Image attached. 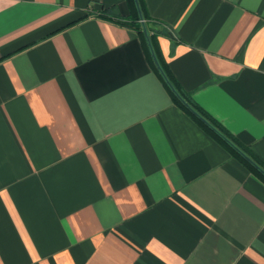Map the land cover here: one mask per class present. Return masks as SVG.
<instances>
[{
    "label": "crops",
    "instance_id": "crops-1",
    "mask_svg": "<svg viewBox=\"0 0 264 264\" xmlns=\"http://www.w3.org/2000/svg\"><path fill=\"white\" fill-rule=\"evenodd\" d=\"M180 86L264 162V0H144ZM127 0H0V264H264V182L173 104Z\"/></svg>",
    "mask_w": 264,
    "mask_h": 264
},
{
    "label": "trees",
    "instance_id": "trees-1",
    "mask_svg": "<svg viewBox=\"0 0 264 264\" xmlns=\"http://www.w3.org/2000/svg\"><path fill=\"white\" fill-rule=\"evenodd\" d=\"M129 6L131 8V16L130 17H120L117 15H113L111 13L110 8H106L100 11H97V17H100L104 20L110 21L115 25L122 26L133 30L139 36L141 43L144 47L147 60L149 65L162 84L163 88L169 95L171 101L175 106L181 109L189 118H191L204 132H206L211 138H213L221 147H223L234 159H236L239 163H241L247 170H249L253 175L259 178L264 182V175L260 173L251 163H249L245 158H243L236 150H234L228 143H226L219 135H217L214 131H212L207 125L201 122L189 109H187L183 103L173 94V92L166 85L162 77L160 76L154 61L151 57L148 44L146 41L145 34L143 32L142 23L140 21L138 12L135 7L134 0H127ZM139 3V7L142 13L143 22L148 31L149 38L155 52V55L164 70L167 78L170 80L175 89L179 92V94L183 97V99L189 103L196 111H198L203 117H205L213 126H215L225 137H227L233 144L239 147L243 152H245L251 159H253L259 166L264 169V162L261 161L249 148L248 145L243 144L236 136H234L229 130H227L220 122H218L215 118H213L210 114H208L201 106H199L192 98L191 94L185 91L180 84L175 79L172 74L168 63L164 59L158 41L157 36L163 33V30L159 29V24L152 20L147 11L144 4V0H137Z\"/></svg>",
    "mask_w": 264,
    "mask_h": 264
},
{
    "label": "water",
    "instance_id": "water-1",
    "mask_svg": "<svg viewBox=\"0 0 264 264\" xmlns=\"http://www.w3.org/2000/svg\"><path fill=\"white\" fill-rule=\"evenodd\" d=\"M135 3V7L136 10L138 12L140 21L142 23V28H143V32L145 34L146 37V41L148 44V48L151 54V57L154 61V64L160 74V76L162 77V79L164 80V82L166 83V85L169 87V89L173 92V94L183 103V105L189 109L201 122H203L205 125H207L212 131H214L217 135H219L226 143H228L234 150H236L243 158H245L249 163H251L260 173H262L264 175V169L259 166L253 159H251L245 152H243L239 147H237L235 144H233L227 137H225L215 126H213L205 117H203L198 111H196L191 105H189V103H187L183 97L179 94V92L175 89V87L172 85V83L170 82V80L167 78L164 70L162 69L156 55L155 52L153 50L150 38H149V34L148 31L145 27V24L143 22V18H142V13L139 7V3L137 0H134Z\"/></svg>",
    "mask_w": 264,
    "mask_h": 264
}]
</instances>
